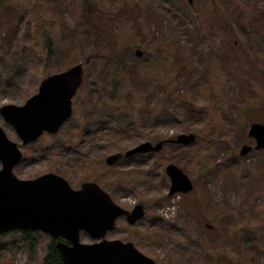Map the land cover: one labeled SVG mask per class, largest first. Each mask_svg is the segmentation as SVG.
<instances>
[{"label":"rangeland","instance_id":"obj_1","mask_svg":"<svg viewBox=\"0 0 264 264\" xmlns=\"http://www.w3.org/2000/svg\"><path fill=\"white\" fill-rule=\"evenodd\" d=\"M76 65L84 80L57 134L24 145L0 113L23 154L15 176L53 173L74 190L99 185L128 211L144 205V219L120 218L106 239L156 264H264V150L249 136L264 123V0H0V110ZM182 134L197 139L170 142ZM160 141L170 142L160 153L124 157ZM244 146L253 149L242 156ZM113 155L122 157L109 166ZM169 165L190 193L170 195ZM33 233L0 237V264H42L52 238Z\"/></svg>","mask_w":264,"mask_h":264},{"label":"water","instance_id":"obj_2","mask_svg":"<svg viewBox=\"0 0 264 264\" xmlns=\"http://www.w3.org/2000/svg\"><path fill=\"white\" fill-rule=\"evenodd\" d=\"M136 56L141 58L143 52L138 50ZM84 76L82 65L50 76L42 81L38 93L25 105H8L1 108L0 113L14 127L24 145L36 142L46 133L55 135L72 117V101ZM249 136L256 140L255 149L264 150V123L254 124ZM196 139L194 134H182L170 142L187 147ZM168 142H144L127 151L124 157L160 153ZM252 149L244 146L241 155L245 156ZM120 158L119 155L109 157L107 165L116 164ZM22 160L20 148L0 128V237L26 231L46 234L57 242L64 264H156L134 244L106 239L116 230L120 218H126L131 226L142 220L145 216L142 205L128 211L118 206L99 185L84 183L79 190H74L63 177L53 173L21 180L15 176L14 169ZM166 173L171 180L170 195L188 194L194 189L189 177L177 166L169 165ZM82 233L95 242L83 244Z\"/></svg>","mask_w":264,"mask_h":264},{"label":"trees","instance_id":"obj_3","mask_svg":"<svg viewBox=\"0 0 264 264\" xmlns=\"http://www.w3.org/2000/svg\"><path fill=\"white\" fill-rule=\"evenodd\" d=\"M86 2L88 3L89 0H86ZM96 9V7H95ZM95 9H90L89 12H87L86 14V17H90L92 15V12L95 10ZM47 38V41H46V45H47V48H48V51H49V56H48V59H50L51 55L53 54V52L55 51L54 49V41L53 39L50 37V36H46ZM170 50V49H169ZM170 52H172L170 50ZM144 53V51H143ZM145 59H153V57H149L147 54H145ZM121 65V62H117L116 63V67L117 69H119V66ZM120 86V83H119V79L118 77L116 76L115 78L112 79V87H113V90H111L110 92V95H113L114 92H116L117 88ZM113 107V106H112ZM164 117H169V113H165L164 114ZM144 210H145V215H146V209H145V206L142 205ZM145 218V217H144ZM143 218V219H144ZM164 224H167V223H164ZM14 234H21L23 238L25 239H30L36 234V233H33L31 231H26V232H15ZM246 234H248V232H246ZM8 235V234H6ZM4 235V236H6ZM256 238V237H255ZM254 238V239H255ZM56 244L57 242L53 239H50L49 241V244L47 246V253L45 254L43 260H42V264H64L61 260V257H60V254H59V251L57 250V247H56ZM33 247H34V244L30 243V251L33 250ZM0 248H1V244H0Z\"/></svg>","mask_w":264,"mask_h":264}]
</instances>
